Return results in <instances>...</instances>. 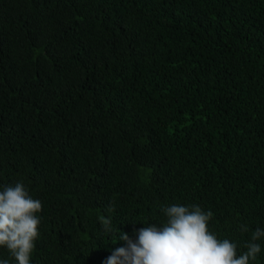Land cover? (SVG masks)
I'll return each instance as SVG.
<instances>
[{
	"label": "trees",
	"instance_id": "trees-1",
	"mask_svg": "<svg viewBox=\"0 0 264 264\" xmlns=\"http://www.w3.org/2000/svg\"><path fill=\"white\" fill-rule=\"evenodd\" d=\"M17 182L42 203L30 264H106L175 203L247 251L264 230V0H0V186Z\"/></svg>",
	"mask_w": 264,
	"mask_h": 264
},
{
	"label": "clouds",
	"instance_id": "clouds-1",
	"mask_svg": "<svg viewBox=\"0 0 264 264\" xmlns=\"http://www.w3.org/2000/svg\"><path fill=\"white\" fill-rule=\"evenodd\" d=\"M41 209V201L33 199L22 182L0 186V246L7 248L17 264H30ZM163 213L166 221L138 229L135 241L126 233L119 235L127 246L115 249L106 264H250L261 252V245L255 242L264 237L260 228L252 233L247 251L238 255L235 243L209 231L211 211L196 204L175 203L164 207ZM101 222L109 231L111 219L101 217ZM240 230L247 232V225ZM0 264L9 261L0 260Z\"/></svg>",
	"mask_w": 264,
	"mask_h": 264
}]
</instances>
